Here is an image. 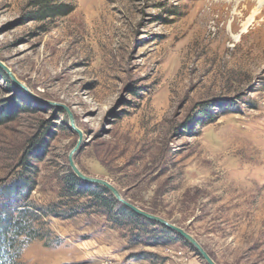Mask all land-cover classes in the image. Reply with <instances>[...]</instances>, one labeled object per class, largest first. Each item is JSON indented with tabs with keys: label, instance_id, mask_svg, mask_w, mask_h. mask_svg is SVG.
<instances>
[{
	"label": "rangeland",
	"instance_id": "1",
	"mask_svg": "<svg viewBox=\"0 0 264 264\" xmlns=\"http://www.w3.org/2000/svg\"><path fill=\"white\" fill-rule=\"evenodd\" d=\"M32 2L0 0V62L17 82L0 75V184L43 147L35 231L13 264H206L173 231L119 216L112 195L99 208L63 192L78 142L65 109L81 173L215 264H264V0H57L69 12L44 20Z\"/></svg>",
	"mask_w": 264,
	"mask_h": 264
},
{
	"label": "trees",
	"instance_id": "2",
	"mask_svg": "<svg viewBox=\"0 0 264 264\" xmlns=\"http://www.w3.org/2000/svg\"><path fill=\"white\" fill-rule=\"evenodd\" d=\"M56 1L33 0L32 5L39 7L34 17L37 20H44L53 15V13L56 15L67 14L69 11L63 12L62 6L55 4ZM0 75L4 80H8L7 75L1 69ZM2 122L0 120V124ZM42 149L43 147L40 145V148L29 152L28 157L26 155L22 156L17 164L16 168L18 171H16L17 173L12 178L13 180L7 184H0V264H13L17 251L25 243V241L21 240H25V238L31 240V236L34 234L35 225H33V222L37 218L33 212L34 205L28 203V200L35 185V165L43 158V154H41ZM80 186L81 181L73 173H70L69 177L65 180L63 192H68L66 195H71L72 198L89 197V200H92L90 207L108 208L110 205L116 203L112 198L113 196L109 197V199L104 196V194H110V192L101 186L95 187L97 189L96 192ZM78 187H80L79 191L77 190ZM53 206L49 207L51 209L49 212L52 211V208H55ZM120 208L118 210L119 216L129 219L134 218L133 220L142 221L145 224H153L151 221L136 215L125 206ZM51 214L52 216H59V213L54 212ZM153 225L159 226L157 223ZM161 228L165 230V227L161 226ZM184 243L188 245L185 241Z\"/></svg>",
	"mask_w": 264,
	"mask_h": 264
},
{
	"label": "water",
	"instance_id": "3",
	"mask_svg": "<svg viewBox=\"0 0 264 264\" xmlns=\"http://www.w3.org/2000/svg\"><path fill=\"white\" fill-rule=\"evenodd\" d=\"M0 69L7 75V77H9L14 83L17 84V82L15 81L14 76L12 75L9 68H7L1 62H0ZM65 111L67 113L71 129L78 136L77 145L73 148V150L71 151L69 158H68L69 159V166L72 170V173L82 182H85L88 184H94V185L101 186V187L105 188L107 191L110 192V194L113 196V198L117 202L121 203L123 206L128 208L130 211H132L136 215L141 216L144 219L151 221L153 223H157V224L173 231L174 233L178 234L188 245H190L198 253V255L205 261L206 264H215V262L207 254V252L202 248V246L186 231H184L183 229H181V228H179L173 224H170L169 222H167L166 220H164L162 218H159L157 216L151 215L149 213H146V212L138 209L134 205L126 202L122 198V196L120 195L118 190L112 184L108 183L107 181L101 180V179L87 177L76 168V166L73 163L72 156L78 151L83 135H82L81 131L75 127V123H74L72 115L67 111V109H65Z\"/></svg>",
	"mask_w": 264,
	"mask_h": 264
},
{
	"label": "bare ground",
	"instance_id": "4",
	"mask_svg": "<svg viewBox=\"0 0 264 264\" xmlns=\"http://www.w3.org/2000/svg\"><path fill=\"white\" fill-rule=\"evenodd\" d=\"M238 1H241V2H243V3H249V4H252L253 3V0H237V2ZM261 1V0H260ZM240 5V4H239ZM238 6V5H237ZM229 10V9H228ZM247 10H248V8H246L244 11V14H242L241 15V17H243V16H245V14H246V12H247ZM255 15H256V11L254 10L253 11V13H252V15L251 16H249L250 18L246 21V23L242 26L243 28V32H241V35L240 36H238V37H236V41H238L237 39L239 38V41L240 40H243V39H245L246 38V36H247V33L245 34V30L247 29V27L249 26V25H251L250 23H251V21L253 20V18H255ZM253 22V21H252ZM236 42V45H238V44H241V41L240 42Z\"/></svg>",
	"mask_w": 264,
	"mask_h": 264
},
{
	"label": "built area",
	"instance_id": "5",
	"mask_svg": "<svg viewBox=\"0 0 264 264\" xmlns=\"http://www.w3.org/2000/svg\"><path fill=\"white\" fill-rule=\"evenodd\" d=\"M126 264H138V263H126Z\"/></svg>",
	"mask_w": 264,
	"mask_h": 264
}]
</instances>
